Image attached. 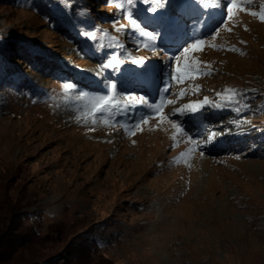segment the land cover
I'll return each mask as SVG.
<instances>
[{"label": "rangeland", "instance_id": "374dc122", "mask_svg": "<svg viewBox=\"0 0 264 264\" xmlns=\"http://www.w3.org/2000/svg\"><path fill=\"white\" fill-rule=\"evenodd\" d=\"M81 1L47 4L49 9L68 5L101 20L92 28L78 30L74 41L64 34L65 24H61L62 32L52 27L45 9L0 0V75L10 79L0 82V206L5 207V200L13 205L12 212L5 207L2 216L9 221L13 213H25L23 227L46 236L43 243L51 255L64 253L74 241L92 240L99 243L97 253L114 264H264V147L250 150L237 142L222 148L229 137L218 136L201 155L193 151L197 145L192 140L203 143L210 134L196 136L182 126L192 112L174 115L205 97L220 104L229 96L224 92L237 90L239 115L235 105H226L233 119L216 115L214 111L221 107L212 109L210 115L217 118L210 120L204 108L199 111L201 121H222L216 128L222 135L247 132L250 138L256 128L264 131V22L259 15L249 14L264 12V0L239 5L246 11H236L215 33L211 30L224 21L222 13L211 21L202 14L217 12L218 0H195L205 32L197 34V22H190L185 33L178 35L181 46L168 52L176 57L167 62L173 80L159 86L155 96L142 94L141 83L151 81L149 68L160 63L162 53L127 45V40L159 43L143 35H155L154 13L141 16L144 24L137 21L143 33L129 31L127 36L123 32L129 29L127 18L119 17L114 27L118 33L103 24V19H110L100 12L107 9L104 0ZM219 1L222 11V3H231ZM166 10V2L157 6V12ZM194 32L205 43L200 51L188 53L194 61L189 76L184 74L188 61L180 50L185 42H195ZM160 41L159 46H170L164 32ZM28 43L36 46L28 52L48 58L45 67L60 58L81 79L96 78L110 55L121 64V71L116 75L111 69L105 71L107 89L100 81L96 83L102 87L100 92H82L74 90L71 81L50 77L46 69L38 73L25 60L17 68L33 71L32 81L39 85L33 91L23 87L17 74L9 73L13 62L9 52ZM76 43L82 45L80 54ZM128 54L149 62L137 67L126 59ZM177 63L180 81L175 79ZM115 81L118 88L112 89ZM103 95L114 97L113 106L127 103L129 96L144 97L160 106L165 119L161 121L154 109L139 105L138 100L125 111L109 108L98 113L93 98ZM248 97L253 106L251 100L243 103ZM143 118L148 123H140L142 130L132 127ZM207 126L209 130L204 131H210Z\"/></svg>", "mask_w": 264, "mask_h": 264}, {"label": "trees", "instance_id": "16d2710c", "mask_svg": "<svg viewBox=\"0 0 264 264\" xmlns=\"http://www.w3.org/2000/svg\"><path fill=\"white\" fill-rule=\"evenodd\" d=\"M50 1L51 0H41L40 2L39 0H12V3L24 4L27 7H33L36 9H45L43 12H46L47 17L49 16L48 19L51 22L52 27L57 31L62 32L61 24H65L64 28L67 33L64 34L74 41L78 40L76 36L78 30L92 28L96 26L98 21H101L97 17H88L82 13L81 10L76 12V8L74 9L68 5H64L63 8L60 7V9H49L47 4L51 5L52 2ZM104 1L108 10H100V12L110 16V19H103L102 22L111 28L117 27L119 23V17H122L126 14L124 12L125 10L123 11L122 9L129 6L124 5L123 7H118L119 0H112L111 3L109 0ZM70 2L78 4L82 1L70 0ZM37 3L40 4L37 5ZM115 15L118 17H113ZM91 20H93L94 23L91 24ZM113 21H116L115 25L113 24ZM114 30L117 32V29L114 28ZM74 35L75 38L73 37ZM75 46L77 54H80L78 51L79 47H82V45L80 43H76ZM32 48H36V46L28 43L26 46H21L18 48V50L17 48H13V51L9 52L11 55L10 58L13 61L9 67V73L17 74L18 78L20 77L19 80L24 81L23 87L31 88L34 91V86H39L32 81L33 71H26L24 69L20 70L17 68L20 64H24L23 62L26 60V62L31 63H29L31 68H36L38 73H40L39 70L42 71L46 69L47 72H49L50 77L52 75L56 79L59 78L70 80L75 86V88H73L74 90L80 91L89 89V85H84L78 77L74 76L72 72H69L68 68H65L61 61L62 59L56 58L57 63H54L49 67H45L46 64L49 63L48 58H44V56L36 54L33 51L28 52V50H32ZM32 54L33 56H36L30 59ZM32 60H34V62ZM14 63L16 64L14 65ZM44 73L42 75H44ZM101 77L103 78V76ZM1 81L9 82L10 79H8L5 75L4 77L0 75V82ZM85 82L86 84L88 83L87 81ZM6 202L7 201L5 200V203L3 204L11 213L13 210V205L10 203V200L9 202ZM5 207L0 206V264H114V262L109 257L97 253L95 245L98 246L99 243H97V241L95 243V241L92 240L82 242L74 241L70 243L68 249H66L64 253H57L55 255L48 254L49 248H46L44 246L45 243H43L44 239L46 240V236H38L35 229H27L23 227L21 222L26 220V218H24L26 216L24 215L25 213L22 214L19 211L16 214L13 213L12 215L14 216H12L9 221H6V219L2 216V211L5 209Z\"/></svg>", "mask_w": 264, "mask_h": 264}, {"label": "snow or ice", "instance_id": "6c2138e0", "mask_svg": "<svg viewBox=\"0 0 264 264\" xmlns=\"http://www.w3.org/2000/svg\"><path fill=\"white\" fill-rule=\"evenodd\" d=\"M109 2L111 3L112 0H109ZM165 2L167 3L168 10L157 12V6H159ZM181 3H182V0H119L118 7H123L124 5H128V6H131V8L135 9L134 12L130 11L129 9H125V12L127 14L126 18L128 19L129 31L132 32L133 34H135L138 31L143 33V29H141L140 24L137 22L138 17L140 15H146L148 12L154 13V15H152L151 17L155 23L157 30H155L154 32L157 33V35H153L152 32L143 33V35H146L149 38V40H151V41H156L157 39H159V43L158 44H155V43H153V44H138L137 48L143 46V47H151V48L155 49L158 47L159 49H161V51L167 52V51H165L164 48L159 46V44L161 42L160 41L161 30L164 31L165 40H167V38L171 35H182L186 30V26L181 23L180 19L178 17L172 16L170 14L171 10L173 8H179ZM137 4H140V5L147 4V5H149V7H147V8H144V7L136 8ZM154 4H155V6H153ZM238 10H245L246 11V9L238 8L236 0H232L231 5L227 8L228 19H232L233 14ZM249 14L253 15V16L259 15V19L261 20V22H264V12H261L259 14L256 12H251ZM121 18H124V16H122ZM115 23H116V21H113L114 25H115ZM192 40L195 42L187 44V46L182 47V52L184 54V57L188 61L185 64L186 72L184 74L189 75V76L192 72V69L194 66V61L188 57V53L200 51L202 49V47L204 46V43H205L204 40L201 39L199 36H197V34L195 32H194V38ZM171 58L176 59L175 55H172ZM126 59H130L131 63L137 65V67H141V66L145 65L147 62H149L148 60H146L144 58H133L131 54H128ZM108 69L112 70L113 75L120 73L121 64L116 63V57H112L111 55L109 56V58L107 59V62L103 63L101 65V70L99 71V75L105 76V71ZM176 72H177V75H176L175 79L177 81H180L182 79V76L180 73L179 63H177ZM169 75H171V73ZM102 82L105 84V88L107 89L109 87V84L107 82V78L105 77V80ZM110 87L112 89H117L118 83L116 81L112 82L110 84ZM168 90H169L168 88L164 89L165 92H167ZM113 99H114V97H110L108 95L94 97L93 100L96 101V103H95L96 112L103 114L109 108H112V112L125 111L127 108L132 107L135 104V102L138 100L139 105H145L146 104L149 108L154 109L156 116L161 121H163L165 119V116H164L163 112L161 111L160 106L155 105L153 102L148 101L144 97H131V96H129L127 98V100H128L127 103L116 104L115 106L112 105ZM168 103H173V101H168ZM139 105H136V106H139ZM226 105H235V111L239 115V113L242 109L240 106V93L237 90H232V94L228 97H225L224 101L220 104L210 102L209 99L207 97H205L202 102L186 104L182 108L177 109L176 112L174 113V115H176V116L184 115L186 110L188 112H199V111H202L207 106H210L212 108H221V107H224ZM111 114L112 113H109V117H108L109 120H111ZM141 122L146 124V123H148V119L143 118L142 121H137V123L134 124L132 127L135 129H138V130H142V129H140V123ZM114 123H118V122H114ZM240 123H245V121L241 120ZM173 127L179 128L181 132L184 131L180 125L174 124ZM129 131H131V129H129ZM132 134L135 135V132L132 131ZM219 135H222V133L216 132L215 130H213L203 143H201L199 140L193 139L192 143L197 145V149H193V151L199 150L201 155H204L205 147L208 144L213 143L214 140L216 139V137H218Z\"/></svg>", "mask_w": 264, "mask_h": 264}]
</instances>
